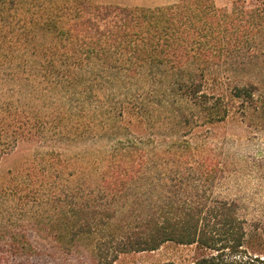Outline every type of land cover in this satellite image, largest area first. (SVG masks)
I'll list each match as a JSON object with an SVG mask.
<instances>
[{"label": "rangeland", "instance_id": "374dc122", "mask_svg": "<svg viewBox=\"0 0 264 264\" xmlns=\"http://www.w3.org/2000/svg\"><path fill=\"white\" fill-rule=\"evenodd\" d=\"M92 1L155 7L179 0ZM214 1L228 10L243 1L256 3ZM40 37L37 45L18 42L11 31L0 35V129L14 141L0 161V227L31 245L24 262L92 264L86 239L70 251L59 245L53 234L58 232L55 205L66 196L93 195L102 186L124 193L125 185L135 184L132 193L142 198L156 192L153 182L166 176L173 181L175 170L188 172L187 181L197 179L195 171L207 173V192L237 205L246 247L264 256L262 113L234 110L212 123L177 97L170 74L131 77L81 61L66 63L63 50L52 56ZM219 81L226 88L253 86L264 94V30L246 45L237 65L222 69ZM129 152L137 153V177L130 182V173L114 183L116 172L128 167L119 159ZM5 231L0 230V242L10 234ZM197 256L195 247L169 242L153 252L122 254L116 264H191ZM18 260L0 253V264Z\"/></svg>", "mask_w": 264, "mask_h": 264}, {"label": "trees", "instance_id": "16d2710c", "mask_svg": "<svg viewBox=\"0 0 264 264\" xmlns=\"http://www.w3.org/2000/svg\"><path fill=\"white\" fill-rule=\"evenodd\" d=\"M263 30L264 0L243 1L229 10L214 0L155 7L92 0H0V35L11 31L18 42L37 45L44 35L45 49L52 56L63 50L66 63L81 61L131 77L170 74L177 97L212 123L234 110L264 116V94L258 95L253 86L226 88L219 81L222 69L237 65L246 45ZM13 143L0 129V161ZM136 155L129 152L119 159L128 167L116 172L114 183L130 173V182L135 180ZM171 173L175 184L166 176L157 181L160 184L153 182L156 192L142 198L132 193L135 184L125 185L129 190L124 193L102 186L90 196H66L55 205L58 232L53 234L59 245L70 251L86 239L92 264H116L122 254L153 252L169 242L195 247L198 256L191 264H264L262 254L246 247L245 221L237 205L207 192V173L195 171L194 181H187L185 170ZM0 230L10 233L2 238L0 253H13L21 259L17 264H28L22 258L31 256V245L17 241L11 228Z\"/></svg>", "mask_w": 264, "mask_h": 264}]
</instances>
